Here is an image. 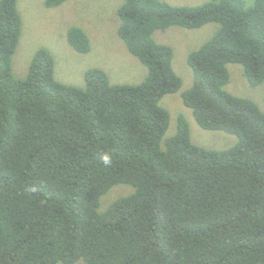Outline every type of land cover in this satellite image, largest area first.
Wrapping results in <instances>:
<instances>
[{"label":"trees","instance_id":"1","mask_svg":"<svg viewBox=\"0 0 264 264\" xmlns=\"http://www.w3.org/2000/svg\"><path fill=\"white\" fill-rule=\"evenodd\" d=\"M17 1L0 0V264H264V111L226 89L230 63L250 86L264 82V0H124L119 36L147 75L112 84L90 68L83 88L55 78L45 47L14 75ZM209 22L220 28L188 55L182 99L202 128L238 137L223 150L194 144L184 114L165 138L161 99L183 81L173 48L153 36ZM68 40L91 49L79 26ZM118 184L134 191L99 211Z\"/></svg>","mask_w":264,"mask_h":264},{"label":"rangeland","instance_id":"2","mask_svg":"<svg viewBox=\"0 0 264 264\" xmlns=\"http://www.w3.org/2000/svg\"><path fill=\"white\" fill-rule=\"evenodd\" d=\"M173 5H199L209 0H165ZM254 0H247L252 3ZM124 0H67L49 8L46 0H18L21 15V34L13 55L15 76L25 77L36 51L47 48L55 60V78L65 84L85 87V73L90 68H101L112 84L135 85L147 75L148 69L119 36L121 20L118 9ZM79 26L89 36L91 49L76 50L68 40V31ZM220 28L218 22H209L199 28L172 25L156 30L154 38L174 50L173 67L182 78V86L175 93L166 94L161 105L170 111V125L165 138L174 135L179 114L187 118L194 144L208 149L223 150L234 146L238 137L222 130L202 128L191 108L182 99V93L194 83V72L188 64V55L207 42ZM230 81L226 89L234 95L250 98L264 111V82L250 86L238 63L228 64ZM131 185L113 186L101 197L99 211H104L115 200L130 195ZM63 264V263H60ZM78 264V263H74Z\"/></svg>","mask_w":264,"mask_h":264},{"label":"clouds","instance_id":"3","mask_svg":"<svg viewBox=\"0 0 264 264\" xmlns=\"http://www.w3.org/2000/svg\"><path fill=\"white\" fill-rule=\"evenodd\" d=\"M105 162H107V157H105Z\"/></svg>","mask_w":264,"mask_h":264}]
</instances>
